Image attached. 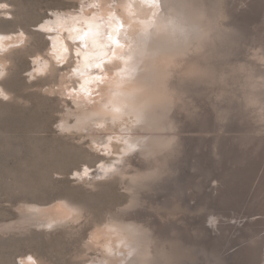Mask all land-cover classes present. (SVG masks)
<instances>
[{
  "label": "rangeland",
  "instance_id": "1",
  "mask_svg": "<svg viewBox=\"0 0 264 264\" xmlns=\"http://www.w3.org/2000/svg\"><path fill=\"white\" fill-rule=\"evenodd\" d=\"M0 264H264V0H0Z\"/></svg>",
  "mask_w": 264,
  "mask_h": 264
},
{
  "label": "bare ground",
  "instance_id": "2",
  "mask_svg": "<svg viewBox=\"0 0 264 264\" xmlns=\"http://www.w3.org/2000/svg\"><path fill=\"white\" fill-rule=\"evenodd\" d=\"M132 5L130 4L126 9H128V15L129 18H131V11L132 10ZM103 15V14H102ZM133 16V15H132ZM115 19V18H114ZM147 20L141 19L139 22L140 23H145ZM136 24V23H135ZM47 24L44 27L45 28H53L52 26L49 27ZM64 25V23H63ZM134 24H127L124 25V28H121L119 32L122 34L120 37H114L111 41H109L108 38V31L104 23H102L100 20L96 18H86L85 22H77V21H72L70 24L68 23L66 27L71 29V32L75 35H81L82 43L78 51L83 52V59L82 62L84 65L83 72L88 73L89 75H82V83L87 82L88 80L90 81L92 79L91 76L94 74L93 66L96 63L95 61L103 60L107 51L108 47L110 44H113L115 42H124L125 43V51L121 53V59L119 64L115 63L114 69L118 70L117 71V76L120 77L121 80H125L127 74L130 73V67L127 65V60L129 57L131 58L137 49V39L134 38L133 34L128 32L130 28H132ZM116 33V32H115ZM60 35V34H59ZM59 35L54 37V45H56V50L59 51L61 54H59L61 57L64 54V46L60 45L61 43L58 41ZM61 36V35H60ZM128 37L127 40H125ZM63 39V38H62ZM116 39V40H115ZM108 54V53H107ZM128 57V58H127ZM101 60V61H102ZM122 65L123 67L119 66ZM80 67V66H79ZM95 67V66H94ZM97 70V69H96ZM96 80V78L93 76V80ZM119 79V80H120ZM94 80V81H95ZM96 82V81H95ZM98 82V81H97ZM120 82H112L110 86L111 94L110 98L112 99V115L117 116L120 112L119 111H124L123 106L126 104L127 99L125 95H121L118 92L117 85ZM86 90V93H89V90L87 89H82ZM122 91V90H121ZM87 109H89L87 106H85ZM93 113H96L93 111ZM86 115V114H85ZM89 115L88 117H90ZM93 116V115H92ZM133 143L129 139H127V146L125 148L131 147Z\"/></svg>",
  "mask_w": 264,
  "mask_h": 264
},
{
  "label": "snow or ice",
  "instance_id": "3",
  "mask_svg": "<svg viewBox=\"0 0 264 264\" xmlns=\"http://www.w3.org/2000/svg\"><path fill=\"white\" fill-rule=\"evenodd\" d=\"M96 67L97 68H101L102 67V65H100V64H98V65H96ZM106 67V66H105ZM101 82H103L102 80H101ZM7 97H5V99H6Z\"/></svg>",
  "mask_w": 264,
  "mask_h": 264
}]
</instances>
